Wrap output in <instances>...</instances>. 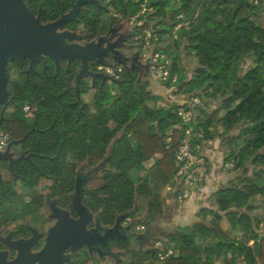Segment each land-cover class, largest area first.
I'll list each match as a JSON object with an SVG mask.
<instances>
[{
	"label": "trees",
	"instance_id": "trees-1",
	"mask_svg": "<svg viewBox=\"0 0 264 264\" xmlns=\"http://www.w3.org/2000/svg\"><path fill=\"white\" fill-rule=\"evenodd\" d=\"M75 1L51 0L50 8L64 13ZM98 1L88 11H81L73 23L88 39L100 37L110 25L119 27V21L128 22L146 2L148 12L131 27L132 42L141 49L146 32L150 33L148 50L168 57L170 76L177 77L166 86H175V96H195L202 104L219 100V106L207 116L197 115L195 127L204 130L203 141L218 136L223 161L233 160V170H240L232 179L239 184H227L215 192L217 210L210 212L207 224L195 225L189 234L175 231L165 237V244L175 254L162 264H214L212 258L221 255L225 264H234L238 253H244L250 264H264V236L257 233L264 223V207L253 202L258 195L264 197V0ZM187 55L196 63L191 76L184 66ZM246 58L261 73L256 85L250 86L243 78L226 83L230 70ZM77 69L75 63L56 73L51 65L46 73L10 81L13 111L6 115L1 130L14 140L27 135L22 145L31 150L37 147L41 155L32 159L35 167L18 165L15 173L31 186L49 179L57 197L70 195L78 176L89 182L99 173L104 180L86 188L82 200L86 208L103 224L118 217L133 221L137 198L151 197L141 221L147 228L168 207L161 196H151L150 183L174 187L170 180L176 170L174 152L184 129L177 115L181 103L148 107V102L163 98L148 91L136 71L127 73L124 68L120 79L112 80L116 97H112L109 82L97 77L89 102L73 94L68 101V85ZM76 89L81 97L90 87L80 82ZM24 105L35 107L36 113L25 117ZM145 109L152 111L151 119L146 118ZM220 123H224V131L219 133ZM123 138L129 139L127 145L121 144ZM3 194H12L10 187L4 186ZM256 208L263 210L251 216ZM223 219L230 226L248 225L250 238L256 240L254 253L220 228ZM148 258L152 260V250L131 252L124 261L146 264ZM204 258L209 261H202Z\"/></svg>",
	"mask_w": 264,
	"mask_h": 264
},
{
	"label": "flooded vegetation",
	"instance_id": "flooded-vegetation-1",
	"mask_svg": "<svg viewBox=\"0 0 264 264\" xmlns=\"http://www.w3.org/2000/svg\"><path fill=\"white\" fill-rule=\"evenodd\" d=\"M76 1L72 4V6L76 3ZM82 1L83 4L80 8V12L83 10L88 11V6L96 5L97 2L99 3L98 0ZM50 6L51 0H0V47L5 45L8 47L27 45L29 48L30 45L33 46L36 36L35 31L37 30L36 25H38V27H44L59 19L60 16L66 14L72 8L71 6L67 12L62 13L54 7L50 8ZM49 16H54V18L51 19ZM74 21L68 22L60 28H57L55 32H73L77 36L82 37V39L77 42L79 44L85 42L96 43L100 39L103 41V46L114 43L121 52L123 50L130 52L128 54L122 52L124 57H120L118 55L114 57V60H120L123 63L121 67L122 69H125V72L128 73L131 71H136V73L144 76L142 80L148 79L150 86H152L151 91H154L153 87L159 83H161L163 87H166L163 85L164 82H161L158 78H156V75L148 69L149 64L145 65L139 62L140 53L138 44L136 42H130L131 29L124 30V26L122 25L123 21H119V27L110 25L105 33L94 39H88L85 34H83L78 29L76 30V27L73 24ZM21 51L24 52V50ZM31 60L33 61L32 66H30ZM75 63L78 64L77 73L72 77L68 88L70 92L79 100L81 97L78 90L76 89L78 84L80 82H84L86 86L90 87L89 91H95L96 89L94 88V83L95 80L99 78L86 76L76 82V76L81 67L79 60L75 59L70 64H68L66 60L60 59L57 62H54L43 53L35 55L33 51L29 50L26 56H22L21 58L12 59L7 57L4 63V71L7 77L5 83L7 102L4 105H0V134L4 133L1 130V124L3 120L6 118V115H9L13 111V106L9 104V94L11 93L9 90V85L12 79L17 77L33 78L42 73H46L50 69L51 65L56 73L59 72L61 68H63L65 71ZM98 66L99 65L95 61L88 62L89 71H92L93 73L104 74L101 71H97ZM108 77L109 78L106 79L105 82L113 83V78L110 76ZM8 107H12L10 112L7 111ZM29 107L30 109L28 114L24 113L22 107L25 117H32L36 113L35 107L30 105ZM24 137L25 139L23 141L19 142L18 144L11 145L9 151L5 152L9 143L11 141H15L8 136L5 148L0 150V264L3 262L14 261L19 255L25 256L27 261L33 259V264H39V260H37L38 258L36 257L41 253L42 248L46 243V236L49 227L55 222V220L52 218V207L55 206L59 209H62L68 212L70 218L77 219L78 216L76 209L79 208V204L84 205L82 202L84 194L86 193V187L84 184H87V182L78 176L74 191L67 196L71 201L70 208L66 209L59 207L57 205L59 197L52 196V193L48 189L49 187H47V194L41 193L39 190H37L40 199L37 203L35 201L26 202L29 205L33 204L32 206H36L33 211L28 213H38V216L41 214V225L36 226V224L29 220H23L22 222H19L17 217H3L1 210L4 204L8 201H15V189L17 182H24L22 178H20L15 173V167L18 165H24L25 163L35 167V163L32 159L41 157L38 151L34 149H28L22 145V143L28 138L27 135ZM27 156H29L28 160L25 159ZM20 157L23 158L16 161V159ZM43 179L46 178H42L37 186L40 185ZM26 184L31 188L36 187L31 186L28 183ZM4 186L6 188L10 187L12 194L4 195ZM89 213L91 214L92 218L86 229L95 230L96 232L89 238L88 247L83 246L77 248L76 250H72L71 248L65 249L64 255L68 257V260L65 261L64 264H79L75 260V258L78 257H80V264H97V261L94 260V257H96L98 260H108L109 262L116 264L122 254L123 256H128L129 253L137 251L142 242L147 239V236L150 233V227H144L143 230L136 231L135 222L130 221L129 219H122L118 217L115 218L111 224H103L97 214L91 211H89ZM116 221L117 228L115 229L114 226L116 225ZM26 242L30 243L26 244Z\"/></svg>",
	"mask_w": 264,
	"mask_h": 264
},
{
	"label": "water",
	"instance_id": "water-1",
	"mask_svg": "<svg viewBox=\"0 0 264 264\" xmlns=\"http://www.w3.org/2000/svg\"><path fill=\"white\" fill-rule=\"evenodd\" d=\"M83 4L82 0H77L72 6L70 11L60 16L56 21L44 26L38 27L33 46L17 45L15 47H8L7 45L0 47V105L7 102V94L5 89L6 74L4 71V63L7 57L21 58L26 56L28 50L33 51L35 55L43 53L54 62L66 60L70 64L73 60L80 61L81 67L76 76V82L86 76L99 77L104 82L109 77L100 73H93L88 69V62L95 61L98 65L106 66H121L123 63L120 60H114L115 56L124 57V54L118 50L114 43L103 46V41L100 39L96 43H77L82 37L77 36L73 32L63 31L56 33L55 30L64 24L76 20L77 14ZM45 44V45H44ZM44 45V46H42ZM21 50H24L21 51ZM33 61L31 60L32 66ZM149 64V63H148ZM160 76H156L159 79ZM169 81L163 83L167 86ZM25 139L11 141L6 148L5 152L9 151L11 145L18 144ZM23 157L17 158L16 161ZM29 159V156L25 157ZM172 177H170V180ZM174 201V198H173ZM77 210V219L70 218L68 212L59 209L55 206L52 207V218L55 220L54 224L49 227L46 243L42 251L36 258L39 264H64L68 257L64 255L67 248L76 250L77 248L89 245V238L94 234L95 230H87L86 227L91 221V214L88 209L79 204ZM118 221V220H117ZM117 221L114 228H117ZM30 242H26L28 244ZM34 261L26 260L25 256L19 255L14 261L3 262L2 264H33Z\"/></svg>",
	"mask_w": 264,
	"mask_h": 264
},
{
	"label": "crops",
	"instance_id": "crops-1",
	"mask_svg": "<svg viewBox=\"0 0 264 264\" xmlns=\"http://www.w3.org/2000/svg\"><path fill=\"white\" fill-rule=\"evenodd\" d=\"M193 60L195 61L194 58ZM194 69L195 66L192 68V70ZM164 100L180 104L183 102L184 97L182 95L170 97L165 96ZM213 108H215V106H212L211 110ZM197 114L200 116L208 115V113L202 109L198 110ZM218 132L220 133L222 131L218 130ZM202 152L207 164L206 177L202 183L191 188L189 197L182 202H178V195L175 197L176 192L180 191V189L178 188V184L175 182L173 176L171 179L174 184L173 188L167 184L153 182L156 187L163 189L162 195H167L169 197V203L168 200H166L168 204L167 211L160 219L149 226L150 233L148 234L147 239L142 242L137 252H147L151 250L154 240L159 239L165 242V237L175 231H181L184 234H189L195 225L207 224L208 221L211 220L212 215L210 212L217 210L214 199L215 192L220 187L229 184L234 176L226 173V170L222 168L223 152L221 150V139L218 136L205 141L203 143ZM254 205L257 207L261 206L263 208L264 197L254 202ZM262 208L254 209L250 215L257 216L263 210ZM219 225L223 231L229 233L230 237L241 241L243 244L250 247L253 253L255 252L256 240L250 238L247 224L230 226L227 221L223 219ZM257 233L259 236H264V223L260 225ZM227 256L229 257V255ZM224 260L225 258L222 255L214 256L212 258V263L225 264ZM202 261H209V259L204 258ZM233 262L234 264H250L246 260L244 253L236 254ZM256 263L259 264V262Z\"/></svg>",
	"mask_w": 264,
	"mask_h": 264
},
{
	"label": "rangeland",
	"instance_id": "rangeland-1",
	"mask_svg": "<svg viewBox=\"0 0 264 264\" xmlns=\"http://www.w3.org/2000/svg\"><path fill=\"white\" fill-rule=\"evenodd\" d=\"M102 1V0H100ZM177 1V0H176ZM171 2L169 1L167 6L170 7ZM113 13V12H111ZM136 21V20H135ZM133 20V18H131L128 22L127 21H123V26H124V30L125 29H131L132 25H134L136 22ZM186 25V24H185ZM159 27V26H157ZM123 28V27H122ZM148 32V31H147ZM148 35V33H146V36ZM139 37V36H138ZM137 38H134V40L136 41ZM146 39V37H145ZM133 40L131 39L130 42H132ZM168 42V40L166 41V43ZM138 44V49H139V53H140V58H139V62H141L142 64H148L147 60H145L144 56L149 53V48L148 49H143L141 47H139V43ZM125 54L130 53L127 50H123L122 51ZM184 66L186 67V72L188 74V76H191L193 74V70L192 68L195 66V61L193 60V57L190 55H187L184 57ZM117 68H121V66L117 65ZM254 64L252 59L250 58H246L243 62H241L237 67L232 68L228 74V77L226 79V83H230L232 81H234L237 78H243L245 80L246 83H248L250 86H255L257 80L260 78L261 73L259 70H253ZM148 69L151 71L150 66L148 65ZM122 75V72L120 73V75L118 76V79H114L119 80L120 77ZM135 76L138 77L140 76L141 79H143L144 76H141L138 73H135ZM142 83L144 85H146L147 90L151 91L152 86H150L148 79L147 80H142ZM109 89L111 91L112 97H116L118 91L116 90L115 84L114 83H108ZM175 86L173 84L169 85L168 87H163L160 83L158 85H156L155 87H153L154 89V93L152 92V94L163 98V99H158L155 102L150 101L148 102V107H152V106H164L166 104H171L172 102H168L164 100V97H170V96H175L173 94V88ZM94 91H89V93L87 94H83L81 96V100L84 102H89L91 100L92 94ZM226 93V89H224V91L222 92V95ZM67 100L71 101L72 100V93H68L67 94ZM220 102L219 100H211V101H207V103L201 104L199 107V110H203L207 113L210 112L211 107L212 106H219ZM12 110V107H8L7 111L10 112ZM223 112L219 113V116L221 117ZM144 114L146 116V118L151 119L152 118V111L149 109H145L144 110ZM218 130L219 131H224V123H220V125L218 126ZM84 135H88L87 134V130H85V134ZM129 143V139L127 138H123L121 141V144L123 145H127ZM37 147L34 149L37 151ZM159 156H156V158H158ZM151 163V162H150ZM226 173L231 174V175H236L240 173V170H229L226 171ZM141 174H143V171L141 172ZM104 180L103 176L101 174H97L91 181L87 182V184L85 183L84 186L86 188H91L96 186L97 184H99L100 182H102ZM229 184L231 185H237L239 184L238 179H234L232 180ZM47 187H49L48 189L50 190V192L52 193V196H55V193L52 189L51 186V182L50 180H46L43 179L40 183L39 186L36 187H29L26 183L22 182V181H18L17 185H16V189H15V201H8L4 204L1 213L3 215V217L5 218H9V217H17V220L19 222H22L23 220H29L32 223L36 224V226L41 225L42 222V218H41V214L38 216V213L32 214V213H28L31 212L35 209L34 206H32L33 204L29 205L26 202L28 201H35L36 203L38 202L39 199V195H38V191L39 190L41 193L47 194ZM181 189L184 188V186L180 187ZM150 190H151V196H161L162 198H164L165 200H168V196L167 195H162V190L158 187H156V185L152 182L150 183ZM161 193V194H159ZM263 197V194L258 195L257 197H255V199H253V202L258 201L259 199H261ZM151 197H145V196H141L137 198V207H136V212H135V219L133 220L135 222V230L136 231H141L138 230L137 227L139 226H143L141 224L142 218L144 216V211L147 205V202L149 201ZM20 201V202H19ZM169 203V200H168ZM29 205V206H28ZM57 205L59 207H63V208H70L71 207V201L67 196H60L58 198L57 201ZM167 211V209H166ZM24 213V214H23ZM17 214V215H16ZM16 215V216H15ZM131 221V220H130ZM108 222L111 223L112 222V218L109 217L108 218ZM121 253V252H120ZM122 254V253H121ZM79 258H75L76 262L80 264ZM127 255L123 254L119 257L118 261H124L126 260ZM94 260L97 261V264H114L109 262L108 260H98L96 257H94ZM82 264V263H81ZM118 264V263H116Z\"/></svg>",
	"mask_w": 264,
	"mask_h": 264
},
{
	"label": "built area",
	"instance_id": "built-area-1",
	"mask_svg": "<svg viewBox=\"0 0 264 264\" xmlns=\"http://www.w3.org/2000/svg\"><path fill=\"white\" fill-rule=\"evenodd\" d=\"M149 8L144 1L140 5L139 13L132 17L136 23H140L138 18L145 15L148 12ZM146 36L145 42L142 45L143 49H148L150 42L148 38L150 33ZM145 60L149 63L152 73L156 76H160L159 80L161 82L171 81L172 83L176 82V75L170 76L168 65L169 58L160 52H151L147 53L144 56ZM97 71H101L104 74L110 76L113 79H118V76L122 72L121 68L110 67L106 65H99ZM202 104L201 99L195 96H190L183 100L181 105L177 109V115L183 126L182 140L178 148L174 152V159L176 162V170L173 174L175 182L178 184L180 189L177 196L178 202H182L190 195V190L192 187L202 183L207 174V164L205 157L203 156V141L204 130L200 127H195L197 124V111ZM29 105L23 106V111L25 114L29 112ZM8 135L6 133L0 134V150L5 148ZM167 143L170 142L169 135L166 138ZM235 163L233 160L223 161L222 168L226 171L233 170ZM184 186L183 189L180 187ZM138 230H143L144 226L137 227ZM153 251V258L147 259L146 264H162L167 259L172 257L175 252L174 250L165 244L162 240H154L151 246ZM119 264H135L130 261H122Z\"/></svg>",
	"mask_w": 264,
	"mask_h": 264
}]
</instances>
